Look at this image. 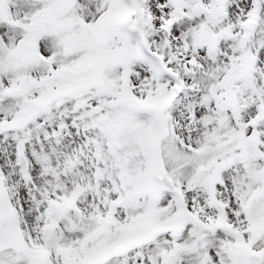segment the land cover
I'll list each match as a JSON object with an SVG mask.
<instances>
[{"label": "snow or ice", "instance_id": "1", "mask_svg": "<svg viewBox=\"0 0 264 264\" xmlns=\"http://www.w3.org/2000/svg\"><path fill=\"white\" fill-rule=\"evenodd\" d=\"M0 264H264V0H0Z\"/></svg>", "mask_w": 264, "mask_h": 264}]
</instances>
